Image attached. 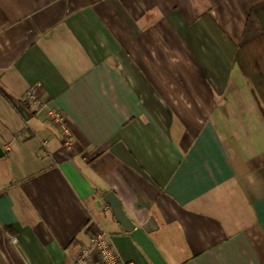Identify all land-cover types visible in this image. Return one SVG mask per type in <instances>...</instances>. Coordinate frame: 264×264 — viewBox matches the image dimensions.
<instances>
[{"label":"crops","instance_id":"obj_1","mask_svg":"<svg viewBox=\"0 0 264 264\" xmlns=\"http://www.w3.org/2000/svg\"><path fill=\"white\" fill-rule=\"evenodd\" d=\"M248 12L0 0V264H68L97 230L123 261L152 264L109 192L167 264H264V120L216 34L237 46Z\"/></svg>","mask_w":264,"mask_h":264},{"label":"trees","instance_id":"obj_2","mask_svg":"<svg viewBox=\"0 0 264 264\" xmlns=\"http://www.w3.org/2000/svg\"><path fill=\"white\" fill-rule=\"evenodd\" d=\"M248 2L249 12L240 43L234 46L225 35L216 34L232 66L249 85L264 120V0ZM203 19L207 21L209 18L204 16Z\"/></svg>","mask_w":264,"mask_h":264},{"label":"built area","instance_id":"obj_3","mask_svg":"<svg viewBox=\"0 0 264 264\" xmlns=\"http://www.w3.org/2000/svg\"><path fill=\"white\" fill-rule=\"evenodd\" d=\"M38 85L30 87L24 96V101L35 104L39 112L45 109L44 102L38 96ZM47 117L50 122L58 127L61 131L63 143L67 144L68 130L63 117L52 110L47 111ZM68 145V144H67ZM8 147L5 152H8ZM15 242V239H11ZM68 264H133L132 262L123 261L116 253L112 246V235L103 230L94 232L88 240V244L76 249Z\"/></svg>","mask_w":264,"mask_h":264},{"label":"water","instance_id":"obj_4","mask_svg":"<svg viewBox=\"0 0 264 264\" xmlns=\"http://www.w3.org/2000/svg\"><path fill=\"white\" fill-rule=\"evenodd\" d=\"M1 156V153H0ZM103 201L108 205L112 211L115 220L123 228V230L130 236L132 241L141 249L144 255L152 264H167L163 259L153 242L147 237V235L135 225L125 215L121 202L115 196L113 192L106 193Z\"/></svg>","mask_w":264,"mask_h":264}]
</instances>
